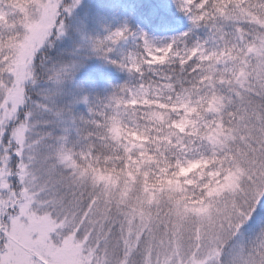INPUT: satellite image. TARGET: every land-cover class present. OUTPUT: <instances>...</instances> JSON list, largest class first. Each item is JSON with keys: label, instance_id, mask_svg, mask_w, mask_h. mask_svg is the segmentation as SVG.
<instances>
[{"label": "snow or ice", "instance_id": "1", "mask_svg": "<svg viewBox=\"0 0 264 264\" xmlns=\"http://www.w3.org/2000/svg\"><path fill=\"white\" fill-rule=\"evenodd\" d=\"M81 7L0 0V264H264V0H178L159 46Z\"/></svg>", "mask_w": 264, "mask_h": 264}, {"label": "trees", "instance_id": "2", "mask_svg": "<svg viewBox=\"0 0 264 264\" xmlns=\"http://www.w3.org/2000/svg\"><path fill=\"white\" fill-rule=\"evenodd\" d=\"M133 4L134 9L141 14L147 27L153 31L164 32L166 30L181 27L184 22L176 19L180 13L177 9L171 14H162L155 10L150 0H83L82 7L76 14L87 23V34L90 36L104 35L107 31L113 30V20L120 16L121 4ZM185 15H182L184 20ZM185 29V28H184ZM196 36H203L204 28L200 27L194 30ZM139 41V40H138ZM140 43V41H139ZM136 42L132 37L120 40L113 49L111 56L119 58L128 51L136 50ZM92 71L96 73V88L93 95H107L114 85L123 83L129 79V73L120 68L103 63L99 58H92Z\"/></svg>", "mask_w": 264, "mask_h": 264}, {"label": "rangeland", "instance_id": "3", "mask_svg": "<svg viewBox=\"0 0 264 264\" xmlns=\"http://www.w3.org/2000/svg\"><path fill=\"white\" fill-rule=\"evenodd\" d=\"M150 2L154 6L155 10L162 14H171L179 9L178 0H150ZM119 14L120 16L115 17L113 20L114 29L127 24L133 33L143 31L147 38L158 46L168 43L173 37L178 36L180 33L187 31L191 27L190 20L182 11H180L178 17L176 16V19L184 22V25L176 27V29L166 30L164 32L153 31L151 28L147 27L145 20H143L141 14L134 9L133 4L125 5L122 3ZM182 15H185L184 20L181 19ZM194 30L195 29H193L191 38L196 37ZM130 37H132L133 42H136L137 46L139 44L138 38L128 36V38Z\"/></svg>", "mask_w": 264, "mask_h": 264}]
</instances>
